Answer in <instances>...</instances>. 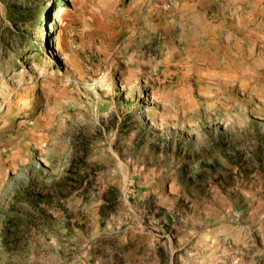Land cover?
<instances>
[{
    "label": "rangeland",
    "instance_id": "rangeland-1",
    "mask_svg": "<svg viewBox=\"0 0 264 264\" xmlns=\"http://www.w3.org/2000/svg\"><path fill=\"white\" fill-rule=\"evenodd\" d=\"M0 264H264V0H0Z\"/></svg>",
    "mask_w": 264,
    "mask_h": 264
},
{
    "label": "bare ground",
    "instance_id": "bare-ground-1",
    "mask_svg": "<svg viewBox=\"0 0 264 264\" xmlns=\"http://www.w3.org/2000/svg\"><path fill=\"white\" fill-rule=\"evenodd\" d=\"M38 77H40V75Z\"/></svg>",
    "mask_w": 264,
    "mask_h": 264
}]
</instances>
